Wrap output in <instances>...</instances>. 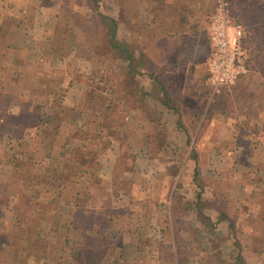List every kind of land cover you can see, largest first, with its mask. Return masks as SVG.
Returning <instances> with one entry per match:
<instances>
[{
    "label": "rangeland",
    "instance_id": "1",
    "mask_svg": "<svg viewBox=\"0 0 264 264\" xmlns=\"http://www.w3.org/2000/svg\"><path fill=\"white\" fill-rule=\"evenodd\" d=\"M55 1L0 0V126L24 91L39 96L35 109L58 108L48 99L54 82L43 85L32 64L57 62L49 52L68 56L77 47L93 63L52 73L83 77L89 68L90 125L137 127L140 135L131 136L151 152L141 162L158 160L164 172L155 178L149 166L136 177L139 188L161 181L142 212L153 226L140 264H264V0ZM222 2L229 36L241 30V51L216 55L212 26ZM111 29L117 50L108 43ZM36 43L51 50L41 60ZM225 54L244 61L246 73L214 84L212 59ZM18 144L0 133V160ZM144 193L136 195L143 203ZM133 216L125 224L139 230Z\"/></svg>",
    "mask_w": 264,
    "mask_h": 264
},
{
    "label": "crops",
    "instance_id": "2",
    "mask_svg": "<svg viewBox=\"0 0 264 264\" xmlns=\"http://www.w3.org/2000/svg\"><path fill=\"white\" fill-rule=\"evenodd\" d=\"M49 1L54 7L56 1ZM72 33L69 29L63 35ZM32 48L40 53V60L51 51L38 43ZM78 50L73 47L68 56L49 52L47 56L57 57V62L46 60L45 65L22 62V67L32 64L39 69L43 85L54 82L48 99L60 104L37 110L31 102L39 96L24 91L11 109L12 119L0 126V133L22 144L0 160V264H140L146 253L143 246L150 243L147 233L153 225L143 224L142 212L148 192L161 181L154 179L139 188L143 180L138 183L136 177L152 171L149 166H155V178L162 170L156 167L158 160L150 165L151 160L141 162L146 153L151 158V152L142 147L147 143L139 142L140 136L135 141L131 136L140 135L137 127L126 122L90 125L84 109L93 99L87 92L92 80L89 68H84L83 77L52 73L93 63L86 53L78 57ZM146 133L151 135V128ZM28 141L31 146L23 147ZM143 191L144 203L136 199ZM131 214L137 221L143 218L139 230L135 220L133 225L125 224V216Z\"/></svg>",
    "mask_w": 264,
    "mask_h": 264
},
{
    "label": "built area",
    "instance_id": "3",
    "mask_svg": "<svg viewBox=\"0 0 264 264\" xmlns=\"http://www.w3.org/2000/svg\"><path fill=\"white\" fill-rule=\"evenodd\" d=\"M220 7L219 15L217 16L213 26H212V34H213V41H214V48L216 55L219 53L224 54L228 52H232L234 50H229L230 48L235 49L236 51H241L240 47L236 46L238 39L241 35V30H238L237 35L229 36L227 31V14L228 12L225 11L226 3L222 2ZM233 58L227 56V54L223 55V57L218 60L214 57L212 59L211 71L212 76L210 80L217 84L221 79L220 82L232 83L235 79L239 76L246 73V63L241 60H237L235 63ZM235 64V66H234ZM223 74V75H222ZM220 76H222L220 78Z\"/></svg>",
    "mask_w": 264,
    "mask_h": 264
},
{
    "label": "trees",
    "instance_id": "4",
    "mask_svg": "<svg viewBox=\"0 0 264 264\" xmlns=\"http://www.w3.org/2000/svg\"><path fill=\"white\" fill-rule=\"evenodd\" d=\"M95 2L98 1V0H94ZM110 27V26H109ZM111 28V27H110ZM112 33H113V30L111 29V35L107 34V37L110 38V41L108 43H110L111 45V48L113 50H117L118 48H120V46L115 42V37L112 36ZM3 255V254H2ZM4 257H6L4 255Z\"/></svg>",
    "mask_w": 264,
    "mask_h": 264
}]
</instances>
